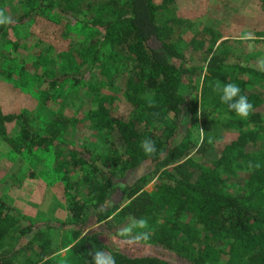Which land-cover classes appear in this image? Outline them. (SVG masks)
<instances>
[{"label":"trees","instance_id":"16d2710c","mask_svg":"<svg viewBox=\"0 0 264 264\" xmlns=\"http://www.w3.org/2000/svg\"><path fill=\"white\" fill-rule=\"evenodd\" d=\"M19 2L21 13L0 25V43L6 29L16 36L18 26H29L32 19L40 17L53 22L63 18L65 29L78 28L83 33L75 48L68 41L63 48L46 45L38 49L43 39L26 32L20 38L29 40V59L19 55L15 39H6L1 45L4 54L0 49V73L26 93L44 89L50 101L63 91L65 83L82 90L87 75H93L94 105L82 117L100 132L105 155H96L86 147L65 146L70 156L68 168L85 169L82 180L88 192L84 199H69L64 222L33 224L0 200V209L22 221L16 226L20 247L2 249L0 264H13L18 251L30 242L27 237L33 239L52 229L69 232L66 254L70 261L62 264H94L92 253L103 250L100 232L91 228L95 224L112 228L109 233L115 247L108 252L116 264H264V150L239 153L240 147L255 137L264 138V96L248 91L254 82L264 87V71L222 54L211 55L204 65L183 57L170 42L169 29L156 21V12L163 5L152 0ZM79 70L83 72L78 74ZM196 70H203L202 95L207 82L213 85L215 105L221 102V92H214L216 81H220L221 87L238 85L253 106L247 119L223 120L238 133L219 155L202 162L192 157L203 155L208 148L204 140L197 142L195 135L198 125L205 122L199 100L192 93ZM116 76L123 80L122 95L129 107L126 114L113 113L97 85L101 78ZM83 119L74 117L71 122ZM17 126L18 139L25 145L56 142L30 132L21 122ZM145 138L155 142L156 152L151 156L140 147ZM241 154L238 164L244 162L246 179L241 186L230 188L226 184L233 174L230 162ZM256 163L259 168L254 167ZM60 178L65 189H72L66 174ZM150 181L152 188L146 192L143 187ZM141 217L149 224L141 230L149 232L148 240L130 243L128 237L119 235L120 227ZM10 224L0 227V239ZM216 240L221 241L218 247L213 243ZM37 260L16 264H36Z\"/></svg>","mask_w":264,"mask_h":264},{"label":"rangeland","instance_id":"374dc122","mask_svg":"<svg viewBox=\"0 0 264 264\" xmlns=\"http://www.w3.org/2000/svg\"><path fill=\"white\" fill-rule=\"evenodd\" d=\"M152 1L163 5L156 12V21L159 26L169 29L170 42L183 57H191L201 65L213 54H222L228 60L256 66L260 59H264V0ZM0 10L12 19L21 13V3L19 0H0ZM64 21L63 18H59L57 22L51 21V18L45 20L43 17L32 19L29 26H18L15 29L16 36L6 29V36L0 43L1 53L5 52L1 46L3 42L6 39H15L19 55L29 59L32 51L31 46H27L29 40L20 38L26 32L34 33L43 39V44L38 45V49L46 45L63 48L68 41H71L72 47L75 48L83 31L78 28L65 29ZM245 33H252L255 39H241ZM82 72L83 70H79L78 74ZM196 72L197 70L192 78L195 85L192 93L199 100L205 122L198 125L195 135L197 142L204 140L208 148L203 155L192 157L202 162L215 158L220 154L222 147L234 139L238 130L225 124L223 120L239 116L222 102L215 105L217 97L213 94V85L210 82L204 86V95L201 94L203 70ZM87 76L85 88L80 90V87L75 86L72 89L65 83L63 91L59 90L58 96L54 95V101H50L44 89L39 88L42 90L39 92V89L34 88V91L26 93L0 73V200L9 206L13 213L24 216L33 224L46 220L66 221L69 199H84L88 192L86 183L82 180L85 169L68 168L70 156L65 149L66 145L86 147L96 155H105V149L100 142V132L82 117L83 112L94 105L95 97L92 90L94 77ZM122 82L121 77L116 76L112 80L101 78L97 83L100 93L107 99V105L112 106L115 114H126L129 110L122 95ZM206 87H210V90L206 91ZM248 91H257L264 96V87H260L256 82L248 86ZM74 117L83 120L73 124L71 119ZM17 122H21L30 132L51 137L56 142L38 146L25 145L18 139ZM200 130H203V133ZM262 137H255L252 143L240 147L239 153L241 150V153L264 150ZM234 157L230 162L232 177L226 180L230 188L241 186L242 181L246 179L244 162L238 164L242 154ZM63 174L72 181V189H65L60 178ZM152 182H148L143 190L150 191ZM10 222L0 239V251L21 245L18 244L20 237L16 226L22 221L12 218L10 212L0 209V227ZM92 227L100 232L99 239L103 251L112 250L115 247L109 233L112 228L100 224ZM27 238L30 242L26 244V248L18 251L13 264L25 262L26 259L36 261L41 257L36 264H62L70 261L66 254L70 242L69 232L52 229L45 234L38 233L33 239ZM22 241L26 242L23 238ZM213 243L216 247L221 245L220 240Z\"/></svg>","mask_w":264,"mask_h":264},{"label":"clouds","instance_id":"9594fccd","mask_svg":"<svg viewBox=\"0 0 264 264\" xmlns=\"http://www.w3.org/2000/svg\"><path fill=\"white\" fill-rule=\"evenodd\" d=\"M11 22V17L5 15V13L0 10V25L8 24ZM241 39L243 40H253L255 39L252 33H245ZM258 68L261 71H264V59H260L258 62ZM215 89L221 92V102L226 104L228 109L234 112L237 116L242 119H247L250 113L253 110V106L248 102V99L245 95L241 94V89L238 85L233 83H226L221 87L219 82L216 83ZM203 133V130H200ZM211 142V139L209 140ZM140 147L144 151L145 155L151 156L156 152L155 142L149 138H145ZM255 168H259L260 164L256 163ZM149 228V224L146 218L133 219L132 222L121 228L119 235L121 237H128L129 242H136L140 240H148L149 232L148 231H138L133 235L134 229L146 230ZM92 261L94 264H116V259L111 252L96 250L92 253Z\"/></svg>","mask_w":264,"mask_h":264},{"label":"crops","instance_id":"0c3cea01","mask_svg":"<svg viewBox=\"0 0 264 264\" xmlns=\"http://www.w3.org/2000/svg\"><path fill=\"white\" fill-rule=\"evenodd\" d=\"M57 221V220H56ZM59 221V220H58ZM60 222V221H59Z\"/></svg>","mask_w":264,"mask_h":264}]
</instances>
